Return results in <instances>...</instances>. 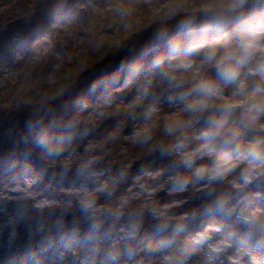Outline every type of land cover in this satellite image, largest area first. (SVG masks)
Instances as JSON below:
<instances>
[{
  "label": "rangeland",
  "instance_id": "1",
  "mask_svg": "<svg viewBox=\"0 0 264 264\" xmlns=\"http://www.w3.org/2000/svg\"><path fill=\"white\" fill-rule=\"evenodd\" d=\"M22 1L25 6L17 11L12 5L1 8L0 0V89L6 80L16 84L18 68H15V64L24 59L17 53L12 56V63H6L10 44L20 38L13 30L15 22L30 33L41 28L30 40L33 49L26 62L31 64L28 67L31 73L39 69L52 84L66 78L67 73L61 71L66 57H72L75 61L83 59L84 62L88 53L98 58L124 54L128 46L140 44L144 36L150 37L151 33L166 27L161 19L165 13L185 7L181 0H75L72 10L65 13V16L52 14L43 26V16L51 9V5H56L60 0ZM260 3L259 6L264 7V0H260ZM80 10L87 14L84 19L78 18ZM35 20L41 24L31 28ZM134 84L122 91H115L118 96L101 105L132 103L138 94ZM251 86H255V81H252ZM165 95L164 91L153 94V101L161 107V120L175 107L167 103ZM101 105L80 115V123L93 125L95 131L87 129L74 144L67 147V152L61 157L49 155L41 158L38 162L43 166L42 169L27 166L18 170L10 183L2 187L0 261L7 259V254L16 253L20 245H26L18 242L17 231L26 219H34L41 213L58 209L69 215V223L64 224L47 217L29 232L28 241L35 240L41 251L12 264H137V260L141 264H168L166 257L173 256L180 245L189 246L194 234L203 231L205 226L210 229L207 238L192 246L199 259L188 256L185 264H229L228 257L237 260L238 264H264V238L260 237L264 235V188L258 185L262 175L240 190H232L226 180L213 183L210 188L203 190L199 188L198 182H194L187 191L175 194L169 193L165 176L148 180L147 183L144 179L137 182L135 177L142 175L143 170L166 169L170 160L159 154L149 156L134 146L127 138L133 127L131 117L124 112L116 113L114 107L104 109ZM102 111L105 115L100 116ZM156 141L167 142L162 127L156 132ZM92 157L97 159L91 167L78 171V166ZM65 160L72 161L71 166L65 167ZM125 165L130 167L125 169ZM122 171L126 172L123 178L119 175ZM89 173L95 175L89 176ZM229 179L237 183L241 178L233 173ZM29 181L32 182L30 188ZM104 181H108L109 186L99 200L104 205L102 222L94 228L97 221L90 219L89 213L81 210L77 198L69 189ZM141 184L145 185L144 188L140 187ZM15 187L33 192L37 199L44 198L56 203L45 209H33L32 202L19 199L20 194L11 191ZM129 188L131 191H128ZM153 188H157V191L152 192ZM207 190H222L221 198L226 201L225 204L216 208L196 205L195 200L200 198L198 193ZM161 192L167 199L163 204L156 199ZM126 197L132 198L129 208L123 210L124 214L116 219L113 215L117 211L116 205ZM16 203H26L25 212L14 210ZM132 205L138 217L141 212L147 217L149 210L163 206L173 222L182 225L177 234L180 237L176 238L169 230L166 239L170 243L157 247L154 239L156 225L147 217L144 219L146 222L143 223L141 237L152 241L153 250L149 251L140 240L130 238L127 217ZM173 209L175 212L171 213ZM105 210L110 211L111 216L102 219ZM252 211H256L255 226L244 222V218ZM193 212L195 216L181 219L186 213ZM213 247H219L220 251L212 252ZM141 248L144 250L141 251ZM110 253L115 259L111 258ZM204 256L210 263L203 260Z\"/></svg>",
  "mask_w": 264,
  "mask_h": 264
},
{
  "label": "clouds",
  "instance_id": "2",
  "mask_svg": "<svg viewBox=\"0 0 264 264\" xmlns=\"http://www.w3.org/2000/svg\"><path fill=\"white\" fill-rule=\"evenodd\" d=\"M181 2L185 7L164 14L161 19L166 27L153 34V43L142 58L134 60L124 75L117 78V92L135 81L138 94L134 101L114 106L106 103L101 107H114L116 113L124 112L131 117L133 127L127 138L134 146L149 156L159 154L170 160L166 169L143 170L142 175L135 177L137 182L144 179L147 183L165 176L170 194L185 192L194 182H198L203 190L226 180L232 190H240L264 175V7L258 2L250 5L249 0ZM252 81L255 86H251ZM157 91H164L167 103L175 105L163 120L160 105L153 101ZM99 115L103 116L105 112ZM161 127L166 143L156 141V132ZM59 131L51 129L44 135L56 143ZM249 131L251 135H248ZM96 159L86 160L78 166V171L89 169ZM63 163L69 167L72 161ZM128 167L125 165V169ZM237 170L241 179L233 183L229 177ZM93 175L89 173V176ZM119 175L123 178L126 172ZM31 184L29 181V188ZM108 186V181H104L69 189L81 210L97 221L94 228L102 222L104 205L99 200ZM144 186L140 185L141 188ZM11 191L19 193V199L32 202L33 209H45L56 203L37 199L36 194L23 187ZM151 191L155 192L157 188ZM131 199L126 197L119 201L117 211L113 213L116 219L129 208ZM225 202L220 198L215 206L222 207ZM131 207L127 217L130 238L140 240L149 251L153 250L152 241L141 237L145 218L150 217L155 222L157 247L170 243L166 239L169 230L173 236L181 231L182 225L174 223L163 206L149 210L147 217L143 212L138 217L135 206ZM190 215L196 213H186L181 219H188ZM255 217L256 211L250 212L244 218L245 224L255 226ZM209 231L207 226L203 231H197L191 243L199 244L207 238ZM211 250L220 251L219 247ZM176 251L178 255L166 257L168 264H185L194 248L180 245ZM110 256L115 259L111 253ZM228 261L238 264L231 257ZM137 264L141 261L137 260Z\"/></svg>",
  "mask_w": 264,
  "mask_h": 264
},
{
  "label": "trees",
  "instance_id": "3",
  "mask_svg": "<svg viewBox=\"0 0 264 264\" xmlns=\"http://www.w3.org/2000/svg\"><path fill=\"white\" fill-rule=\"evenodd\" d=\"M74 1L60 0L56 5H51V9L43 16L42 25L46 24L52 14L65 16V13L72 10ZM255 1L250 0L249 4ZM9 5L20 11L25 2L2 0L1 8ZM13 25V30L20 38L10 44L6 63H12V56L17 53L24 59L15 64V68H18L16 84L6 80L0 89V191L18 170L27 166L42 169L43 166L38 162L41 158L49 155L59 158L87 129L95 131L92 129L93 125L80 123V115L87 114L91 109L118 96L115 93L117 78L124 75L134 60L142 58L145 50L153 43L155 33H151L150 37L144 36L140 44L128 46L124 54L113 57L98 58L88 52L84 62L83 59L81 62L66 57L61 71L67 73L68 79L51 84L47 75L39 69L31 73L28 70L31 64L26 62L33 49L30 40L41 28L30 33L16 22ZM51 129L60 130L56 143L44 135ZM5 171L8 173L5 174ZM37 246L32 239L26 245L19 246L16 253L7 254L8 258L1 260L0 264L21 260L28 254L35 253Z\"/></svg>",
  "mask_w": 264,
  "mask_h": 264
},
{
  "label": "water",
  "instance_id": "4",
  "mask_svg": "<svg viewBox=\"0 0 264 264\" xmlns=\"http://www.w3.org/2000/svg\"><path fill=\"white\" fill-rule=\"evenodd\" d=\"M86 12L84 10H80L79 19H84L86 17ZM39 24V21L36 20L33 22V24L31 25V28H36ZM251 131H249L248 135H251ZM236 175L239 176L238 174V170L235 173ZM260 185L264 186V175L260 178ZM222 194V191H216V192H209V191H204L199 193V196L202 197L201 200H198L197 203L199 205H212L214 204L218 199H220V196ZM157 198L161 199V202L164 203L165 199H164V193L161 192L160 194H158ZM26 203H16L15 204V210L18 212H25L26 210ZM107 211V210H106ZM104 212L102 219H105L107 217H109L111 215L110 211ZM172 213L175 212V210L171 211ZM47 216L52 217L54 220H62L65 223L69 222V215L66 212H62L60 210H52L49 212H45V213H41L39 214L38 217L34 218V219H26L18 228L17 231L20 234L19 237V242L20 243H24L28 240L29 238V232L31 230H33L35 227H37L38 225H40Z\"/></svg>",
  "mask_w": 264,
  "mask_h": 264
}]
</instances>
